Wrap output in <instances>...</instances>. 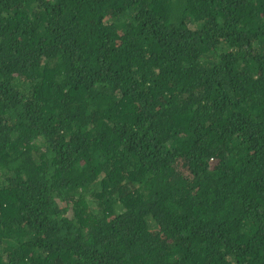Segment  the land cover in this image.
<instances>
[{
    "label": "trees",
    "instance_id": "trees-1",
    "mask_svg": "<svg viewBox=\"0 0 264 264\" xmlns=\"http://www.w3.org/2000/svg\"><path fill=\"white\" fill-rule=\"evenodd\" d=\"M0 264H264V0H0Z\"/></svg>",
    "mask_w": 264,
    "mask_h": 264
}]
</instances>
